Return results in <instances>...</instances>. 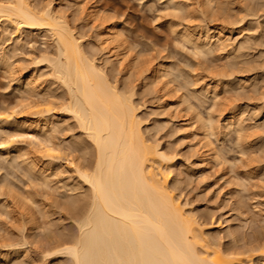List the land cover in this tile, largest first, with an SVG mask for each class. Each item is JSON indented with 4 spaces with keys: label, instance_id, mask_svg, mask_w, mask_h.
<instances>
[{
    "label": "rangeland",
    "instance_id": "1",
    "mask_svg": "<svg viewBox=\"0 0 264 264\" xmlns=\"http://www.w3.org/2000/svg\"><path fill=\"white\" fill-rule=\"evenodd\" d=\"M169 1H88L90 5L97 7L102 17L106 18L121 33L125 46L131 50L130 55L136 57L135 59L138 58L136 67L134 66L130 70H121L119 65L106 63L108 57L97 38V24L90 21L76 8L71 11L66 10L69 0H28L31 6H37L36 8L39 9L49 3H53L57 11L62 8L60 10L62 12L65 9L71 28L74 29L77 38L81 37L79 39L82 42V48L88 52L89 56H94L98 66L102 65L101 67L104 68L108 78L111 77V83L117 84L122 92L133 91L135 96L132 100L136 104L135 106L140 108L139 112L137 110V115H139L138 119L143 122L144 138L152 142L153 145H160L159 149L167 157L172 158L171 165L169 164L171 167L168 166L172 174L167 182L168 190L174 197L176 196L183 208L186 206L185 204H188L184 208L186 214L190 212L189 215H195L194 218L205 227L203 230L209 243L212 240L213 247L218 245L219 249L221 248L225 253L241 255L237 256L238 258H247L250 256L249 253L258 256L259 252L264 253V148L261 150V147L264 146V0H211L212 8L204 5L203 0ZM176 3L184 5L183 7L187 6L188 9L184 8V12L183 10L182 12L175 11L173 4L176 5ZM239 18H243V24L241 23L242 26L238 25L236 28L234 25L239 22ZM3 20L0 19V115L4 116L5 113L7 116L12 113L14 116L15 114L17 118H13L19 119L21 124L23 122L21 117L25 116L24 111L27 110V105L29 107L32 105L28 110L33 111L27 110L26 114H34L40 107L44 112L45 109L41 105L46 106V109L51 108L49 109L51 111L45 112V115L42 116L48 119L51 115L50 118L53 117V121L56 123L53 126L57 125V129L60 128L51 136L52 139L54 138V145L60 151L57 154L61 161L56 157L53 162L56 164H53L54 166L50 164L51 167H49L52 160L44 159L47 155L44 151L42 152L43 147L31 144L30 139L26 137L28 131L24 129L23 125L21 126L24 128L18 123V127L0 129L1 149L9 146L31 149V155L26 156L28 158H22L23 156L14 153L13 149L9 152L0 149V264H49L50 262L52 264H72L70 258L65 255L64 257H62L63 255L52 256L53 258L48 255L61 243H66L63 242L64 240L72 239L78 233V227H76L79 222L78 215L89 202L90 189L88 185L83 184V180L75 175L70 163L76 161L75 164L80 163L77 165L81 167L94 163L95 150L90 145L86 134L76 126V120L71 116L67 117L68 115L62 113L59 108L66 102L67 94L64 86H60L61 84L54 80L51 68L38 63L42 54L49 57L56 54L52 37L44 31L27 29L18 31L5 19ZM203 27L224 29L225 33L229 31L230 33H227L228 37L231 35L229 42L233 41L234 46L231 44L232 47L226 51L212 46L215 48L211 47L210 55L206 54L207 57L205 55V57L194 56L193 47L186 41H182L185 40L183 36L186 32L192 34L191 32L194 31V35L192 34L194 38L201 37L200 31ZM240 30H244V32L242 33ZM244 43L245 45H243ZM100 49H103L102 52ZM229 55L235 58L232 59ZM105 57L107 58L105 59ZM162 61L166 65L169 64V72L172 70L170 74L173 77L169 75L168 79L172 82L170 86L176 88L175 91H177L172 101H179V105L183 103L179 106L180 108L178 107L179 110L184 106L182 111L178 110L177 113L165 107L171 99L165 97L164 92H159V89L154 85H151L152 87L148 85L149 74L147 73ZM145 72L146 74H144ZM29 75L43 76L42 79L39 78L43 87L36 88L37 91L32 93L26 90V93L25 82ZM215 87L218 88L216 102L212 89ZM47 88L51 90L48 95L50 90ZM52 93L54 96L51 95ZM59 94L61 95L59 96ZM198 95L202 97L199 96V98ZM203 97L206 98L203 99ZM24 98L26 100L28 98V102L26 101L28 104L22 101ZM165 98L169 100L166 101ZM183 100L189 102H182ZM46 101L53 107H47ZM185 103H191V106ZM185 106L193 107L194 113H198L204 120H208L209 116L214 118V134L216 133V135L211 136L209 140L219 155L221 154L223 162L225 160L227 164L220 165L218 163L217 165V162L215 163L213 160L210 163H202L199 155L196 154L199 145L193 136L194 133H192V138H189L190 140L183 139L177 124L185 120H177L185 117L184 119L186 121L189 119L190 123L191 118H195L193 111L187 110ZM40 110L39 112H41ZM236 112H238L237 114L242 113L239 115V125L243 127V134L241 133L239 136L235 135V132L229 134L226 130V132L224 131L227 118L237 115L234 114ZM38 118L40 117H29L32 121ZM78 141L79 143H76ZM11 143L13 144L9 145ZM20 144L22 145L20 146ZM262 144L263 146H261ZM80 145L86 146L87 150L82 151ZM239 147L243 148L241 153L246 151V154L242 155ZM81 154L82 159L80 158ZM83 156L86 160L83 159ZM78 160L79 162H77ZM32 162L34 166L38 165L34 167L37 168L36 170L32 169ZM57 166L59 170L55 169ZM12 189L22 196H27L26 193H28L37 205L31 203L30 205L27 201V204L24 201V204L21 205L13 197ZM72 195L76 196V200ZM71 200L77 203L71 202ZM72 204L76 210L73 209ZM30 218L35 221L33 229ZM53 222L55 223L53 224ZM53 226L55 228H52ZM58 227L60 231H58ZM56 239L57 242H55ZM4 245L6 247H2ZM45 252H50L46 256L48 258L45 257L47 254ZM26 253L28 254L27 258L25 257ZM260 253L259 255H262Z\"/></svg>",
    "mask_w": 264,
    "mask_h": 264
},
{
    "label": "bare ground",
    "instance_id": "2",
    "mask_svg": "<svg viewBox=\"0 0 264 264\" xmlns=\"http://www.w3.org/2000/svg\"><path fill=\"white\" fill-rule=\"evenodd\" d=\"M82 1L86 2L83 3ZM88 1L89 0H69V3L67 2L68 5L66 7V10L71 11L72 9L76 8V10H80L83 14H85V16L90 19V21H93L97 24L98 32L96 34L100 46L103 47V49L105 50L104 52H106V55L108 57L106 61L107 64L110 63L117 66L119 65L121 70L132 69V67L137 65L138 58L135 59L136 57L134 58L130 55L131 50L129 49V47L127 48L125 46L124 41L120 35L121 33L116 29L114 25L110 24V22L106 18L102 17L97 7L92 6V4L90 5ZM203 1L204 5L206 4L207 7L209 6L212 8V5L210 6V4L213 3L211 0ZM173 5L175 6L174 10L177 12H182V10L184 12V8H187V6L183 7V4V6H181V4L177 5V3L176 5ZM36 7L31 6L28 0H0V19H5L6 22L13 25L14 28H16L18 31L23 29L31 31H44L48 33L50 37H52L51 40L55 43L54 45L56 47V52L54 53L56 54L52 53V57L42 54V56L39 58L38 63L45 64L47 67L51 68V73L54 80L60 83V86H64L62 87L66 90V102L64 106H61L59 108H61L62 113L68 115L67 117L71 116L72 119L74 118V120H76V126H78L81 131L86 134L85 136H87V138L89 139L90 145L95 150L94 163L92 162L86 167L78 166L77 164L80 163L75 164L76 161L74 163V160L72 161L73 163H70L73 166L72 170L75 175L83 180V184L88 185L90 189L89 202L82 208L81 212L78 215L79 222H77L78 225L76 226L78 227V233L74 238L64 240L63 242L66 243H61V245H59L55 250H52L53 252L50 250V256L48 255V253L50 252H45L47 253L45 254V257L47 255L50 258L56 255H63L62 257H64L65 255L66 257L70 258L72 264H264L263 252H259L262 255H259L258 253V256H253L254 254L249 253L250 256H248L247 258H238L237 256L241 255H232L231 253H225L221 250V248L219 249L217 244V246L213 247L212 240V243H209V240L207 239L208 237L205 236V232L203 230V228L205 227H203L200 221L198 222V220L194 218L195 215L192 216V213L194 212L191 213L192 215H189L190 212L186 214L184 208L188 206V204H185L186 206H184L183 208V205H181L176 196L174 197L172 192L168 190L169 188L167 187V182L170 178V175H172L170 173L171 171L169 170V167H171L170 161L172 158L167 157L159 149L160 145H153L152 142L147 141L144 138L142 133L143 122L138 119L139 115H137V110L140 108L136 107V104H134L132 100L134 99L133 96H135L133 94V91L122 92L119 90V87H117V84L111 83L110 80L112 79L111 77L110 79L108 78V75L105 72L104 68L101 67L102 65L98 66L96 59L93 58L94 56H89L88 52H86L82 48V42L79 39L81 37L78 36L79 38H77V36L75 35L74 29L71 28V24H69V21L67 19V11L65 12V9H63L64 12H61L60 10L62 8L60 7L61 9L59 8L60 10L57 11L53 3H49L45 7L43 5V8L41 9ZM238 21L239 22H236L237 24H233L235 27L241 25V23L243 22V18H239ZM201 30L203 32L200 31L201 37H198L199 39L196 36V38L192 36V34L194 35V31L191 32L192 34L186 32L187 34L185 33V35L183 36L185 40L182 41H186L188 45L190 44L193 47L192 52H194V56L203 57L205 55L207 57L208 55H210L209 53L212 46H217L221 51H226L229 47H232L231 44L234 46L233 41L232 43L229 42L231 37V35H229L230 37H228L227 33H230L229 31L225 33L226 31H224V29H213L209 27H203ZM240 31L242 33L244 32V30ZM20 34L19 36H21ZM243 45H245V43ZM213 48L215 47H212V49ZM103 49H100L101 52ZM107 57H105V59ZM107 64L105 65L107 66ZM151 64L153 67V62ZM153 68V70L150 69V72L147 73L149 74L147 80L148 85H154L159 89V92H164V96L171 99L170 101L168 98H165L166 101L169 100L165 107L167 109H172L177 113L180 108L179 106L183 104L182 102L188 103L189 101H180V103H182L181 105H179V101H172V99L177 94V91H175L176 88L174 89L170 86L172 82L168 79V77L169 75H171L170 73L172 70L169 72V64L166 65L164 61H162V63L157 64L156 67ZM144 74H146V72ZM34 77L35 76L29 75L26 78L25 92L27 90L28 92L32 93L36 90V88L38 89V87H43L42 82H39L41 81L39 80V78L41 77L42 79L43 76H37L35 78ZM243 88L245 89V87ZM212 89L214 95L213 97L215 98L214 100L216 102L218 97V88L215 87ZM50 92L51 90L49 91V93H47V95L50 94ZM53 93L51 95H53ZM60 95L61 94H59V96ZM201 95H198V97ZM59 98L62 99L61 97ZM205 98L203 97V99ZM24 99L22 100L24 102L28 100V98L27 100ZM182 99L183 97L181 98V100ZM27 102L25 104H28ZM47 104V107H53L50 106L49 103ZM190 104L187 105L189 106ZM31 106L32 105H30V107ZM33 106L35 105L33 104ZM41 106H43V108L45 109L44 112H42V107H40L41 110H39L41 112H39V110H35V113L32 112L34 114H26V111L28 110V108H30L29 105H27L28 108L24 111L25 116L23 118L21 117L23 121L21 124V121H18L19 119L16 120L13 118H17L15 114L14 116L12 115V113L10 114L11 116H5V113L1 111L4 113L5 117L2 114L0 115V129L4 130V128L6 127H18V125H23L25 128L23 126L21 127L28 131V133H26V137L30 139L31 144H35L40 148L43 147L42 152L44 151V153L47 155V157L44 159L48 160L50 158L52 160V163H48L49 165H53L56 157L58 158L57 153L59 149L54 145V138L52 139L51 135L58 132L60 128L57 129V125L53 126L56 123H54L53 117L50 118L51 115H49L48 119H45L46 117L44 118V116H42L45 115V112L47 113L51 111L49 110L51 108L46 109V106ZM35 107L32 108L34 109ZM183 107H181V109ZM185 108H187V110H192L193 107L185 106ZM238 112L234 114H237ZM194 114L195 118H191L190 123L188 122L189 119L187 121L186 119H184L185 117H183V119L179 118L177 120H185L183 122L181 121L182 123L177 124L179 126L177 127L178 130L182 132L181 136L183 135L184 140H190L189 138H192V133H194L193 136H195V139H197V143L199 145L196 154L199 155L198 157H200L202 163H210V161L213 160L215 163L217 162V165L218 163L220 165L227 164L225 163V160L223 162V160L221 159L222 157H220L221 154L219 155V153L215 150L216 148L213 147V143H211L209 140L211 136L214 137V135H216V133L214 134V118L209 116L208 120H204L203 117H201L198 113ZM241 114L231 115L230 117H228L226 120V124H224V131L226 130L227 132H229V134L230 132H235L234 134L237 136L241 135V133L243 132V127L239 125V115ZM35 116H39V120L37 119L35 121H32L29 119V117L36 118ZM195 125L196 128H194ZM240 139L239 141H241ZM79 141L76 143H79ZM13 143L15 145V142ZM13 143L9 145H12ZM21 145L22 144H20V146ZM261 146H263V144ZM79 147L84 152L85 150H87L86 146L84 145H80ZM256 147L258 146L256 145ZM25 148L20 149L16 148V146L15 148L9 146L6 148H2V150L0 146L1 151L9 152L13 149V152L18 153L19 155L21 154L23 156L22 158L31 155V149H29V147ZM239 148L241 153V149L243 148ZM263 148L264 146L261 147V150ZM77 150H79L78 147ZM245 152L242 151L241 154L244 155ZM82 154L80 157L81 159ZM60 159L59 161H61ZM77 162H79V160ZM51 165L49 167H51ZM31 166H33L32 169H35L34 167L38 165L34 166L32 162ZM58 166L55 169H58ZM228 171L232 172L231 170ZM49 175L47 174V177ZM235 185L237 184L235 183ZM12 191L14 190L12 189ZM26 194L27 196H22L20 194H17V191L16 193L14 191L13 197L17 199L21 205H23L24 203L27 204V202L29 204L31 203L33 205H37L35 204L33 197L28 193ZM74 198L76 200V196L73 197V199ZM68 201H70L69 198ZM71 202L77 203L72 200ZM73 204L72 207H74ZM73 209H75V207ZM25 214L27 215V213ZM54 223L55 222H53V224ZM30 224L32 225V229L35 228L34 220L31 219ZM54 226L52 228L57 227ZM221 227L220 229H222ZM58 231H60L59 227ZM55 242H57V239ZM11 246L13 247L14 245L12 244ZM2 247H6V245ZM27 255L28 254L26 253L25 257ZM49 264H52V262H50Z\"/></svg>",
    "mask_w": 264,
    "mask_h": 264
},
{
    "label": "snow or ice",
    "instance_id": "3",
    "mask_svg": "<svg viewBox=\"0 0 264 264\" xmlns=\"http://www.w3.org/2000/svg\"><path fill=\"white\" fill-rule=\"evenodd\" d=\"M0 146H2V145H0Z\"/></svg>",
    "mask_w": 264,
    "mask_h": 264
}]
</instances>
